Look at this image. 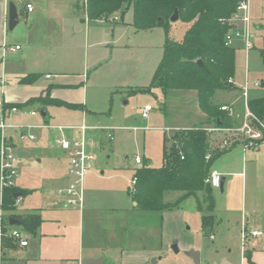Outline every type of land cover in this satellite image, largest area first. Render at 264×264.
Instances as JSON below:
<instances>
[{
  "label": "rangeland",
  "instance_id": "374dc122",
  "mask_svg": "<svg viewBox=\"0 0 264 264\" xmlns=\"http://www.w3.org/2000/svg\"><path fill=\"white\" fill-rule=\"evenodd\" d=\"M10 1L20 11L28 0ZM248 1L255 47L253 46L246 53L243 41L241 39L234 41L233 45L236 47L234 80L235 83L242 82L245 72L248 74L252 82L248 98L252 99L264 95L263 87H253V81L264 79V59L260 55V49L264 48V0ZM33 3V13H29L27 17L23 13L18 16V23L8 33L9 43L15 42L24 45L27 37L31 44L30 48L36 52L38 67L41 68V71H52L48 81L66 77L67 81L74 80L75 76V80L78 81V74H88L87 83L84 85V99L87 107L99 114L85 117L80 114L71 115L62 107H49L47 122L51 126L66 127L63 129L64 134L77 140L81 136L80 132L68 125L84 123L89 128L87 133L85 132V136L92 137L93 142L87 148L88 152L93 153L95 159L92 167L83 174L79 189L85 198V203L88 202L89 196L93 199V206L89 207L85 204L83 225L82 221L74 218V215H78L74 214L70 207L64 206L62 192L75 180V177L70 173V169L69 173L62 177H57L53 173V169L56 170L57 167L60 171H64L69 157L66 154L64 156L66 161L57 164L56 155L62 149L56 143V138L60 137L58 135H61L62 131L49 130L47 124L35 116L28 121L31 122L29 125L32 128L24 131L26 135H35V138L32 140L26 136L27 139L21 140L22 143L18 144L16 149L17 174L15 179L13 178V185L7 187L11 188L14 194L17 193L16 182L19 183L18 179H20L25 183V187L31 190V193L21 198L16 206L13 202L15 209L3 208L0 201V233L4 232L5 235H10V233H6L8 227L6 225L4 228V223L7 218L18 220L19 215L15 212L24 213L30 208L41 207L46 201L48 206L42 210L52 213L51 217L60 214L71 219V226L77 230V238L81 229L84 238L90 235L95 237L99 229L101 236L107 237L112 231L105 228L106 224L102 222L109 220L111 215L121 213L120 209L113 208L117 204H128L126 188L132 184L133 169L139 166L134 161L135 157L146 158L151 160L153 166H160L163 154V136L165 135L167 138L165 145L169 148L173 142V134L184 131L173 128L164 131V128L171 125L185 128L192 126L198 120L195 115V91L170 89L164 94L160 86H155L150 92L132 94V89L136 90V88L149 85L153 71L162 56L161 47L166 41V28L164 27L160 26L151 30H137L133 27L132 5L125 8L122 15L120 12L111 15L107 22L105 20L88 22L85 18L84 0H33ZM257 25H260V28H256ZM77 27L81 28L77 29ZM186 27L187 25L181 21L169 23L167 27L169 39L180 41ZM27 49L26 47L23 51L26 53ZM40 78L43 79L44 75ZM45 92L41 94L44 95ZM231 93L217 92V102L223 104L230 99L235 101L234 106L233 102L231 103L236 117L242 113L243 97L237 90ZM125 101L126 104H124ZM147 105L151 106L153 110L148 113L147 117H143L141 109ZM208 124V122H203L186 130H201L208 133L205 130L209 126ZM218 134L220 136L221 133ZM222 138L213 144L221 141ZM5 141L10 143L8 139ZM174 142L179 145L177 140ZM235 143L253 148L249 144V140L244 137H239ZM243 150L245 149L241 146L234 148L230 157L242 158V154L245 153ZM247 152L250 151L247 150ZM228 157V153L219 156L212 163L211 168L217 169L215 162H227ZM246 162L251 164L250 158H247ZM256 162L258 161L254 162L255 167ZM260 164L259 162L257 168H262ZM250 169L246 172V186L243 187L241 177H234L228 185L230 188L228 194L226 192L220 194L213 184L210 185L215 198V226L218 224L214 227V238L201 235L200 218L193 199L185 201L183 208L182 206L179 208V205L174 211L177 217H181L183 230L175 226L171 227L170 221H168V231L174 239L180 240L182 234L195 236L194 241L197 243V248L196 246L194 248L200 252L199 264H211L221 256L227 257L233 264H243V254L241 255V253H243V244L249 235L245 230L247 236L243 242L240 236L241 222H244L248 217L253 224L257 225L255 219L249 217V214L253 213L255 202L263 203L260 195L264 190L263 173L259 172V177H255L252 181L249 174ZM90 176H93L91 183L93 187L91 188L88 187ZM54 183H58V185L52 186ZM3 191L4 189L0 190L2 201ZM52 191H55L53 195ZM179 195L180 192H173L167 195L166 200L174 201ZM52 202L55 209L51 210L49 208H51ZM105 204L110 205L113 210L104 207ZM175 215H171V221L178 220ZM81 216L82 214L79 219ZM143 216L147 217V220L144 217L134 216V213L127 214L126 218L129 222L124 229L118 230L117 234L125 233L135 240L136 237L141 238L140 234L142 236L145 234L147 238V231H161L160 225L157 224L159 223L158 215L150 213L148 216ZM141 222L144 226L137 225ZM237 222L241 226L236 224ZM249 228L247 227V230ZM74 238L72 233L52 236L47 230V237L42 242V246L29 255L30 263L61 264L65 258L78 257L79 245L73 243ZM159 238L157 232L155 238L149 237L148 242L146 239L144 240L146 241L145 245L156 243ZM27 242L31 243L32 241L27 239ZM136 242L134 241V243ZM170 252L168 256L170 264H194L191 258L185 254L186 251L182 250L176 254Z\"/></svg>",
  "mask_w": 264,
  "mask_h": 264
},
{
  "label": "crops",
  "instance_id": "0c3cea01",
  "mask_svg": "<svg viewBox=\"0 0 264 264\" xmlns=\"http://www.w3.org/2000/svg\"><path fill=\"white\" fill-rule=\"evenodd\" d=\"M9 2L11 1L10 0H0V124L5 125V128L3 130L0 128V143L2 141V137H5V139H8L10 142L9 144L12 145L13 147L14 154L17 159L16 149L18 147V144L22 143L21 140L27 139L25 138L27 136L25 133H23L25 135L24 138H20V132H24L32 128V127H28L27 125L31 123V122H28L29 119L31 120L35 116H38L40 120L42 119L44 124H50L49 122H47V119L49 118V111H48L49 107H62L66 109V112L70 113L71 115L80 114L81 116H85V117H88V115L89 116L97 115L99 113L96 112L95 110L88 108L85 102V99H84V92H85L84 85L87 83L88 74H84V73H82L81 75L78 74V77H79L78 81L75 80L76 76L74 80L67 81L66 79L67 77H66L65 79L58 78V79H55L56 81H53L54 79H51L50 81H48V79H50V74H52V71H41V68L38 67V65L36 64V58H37V56L35 55L36 52H33L32 48H30L31 44L27 40V37L25 39L26 44L24 45H19L18 43H15V42L9 43L8 33L11 31V30H8V27H7V17H8L7 13H8V3ZM27 3L32 4L34 7L33 0L26 1L25 5ZM17 12H18V16L21 15V13H23V15L27 17L29 13L34 12V8L32 9V11H27L26 7L24 6L23 9H20V11L17 9ZM87 21L90 22L89 20ZM114 23H118V22H114ZM132 25H133V19H132ZM80 28L81 27H77V29H80ZM256 28H260V25H257ZM147 30H151V29H147ZM29 32H30V29H29ZM253 44H254V40H253ZM14 46H20V48L15 51H12L9 49L10 47H14ZM26 47L28 49H27V52L25 53L23 50ZM233 47L236 49L234 45ZM254 47H255V44H254ZM161 48H163V46ZM32 54L34 55L32 56ZM30 74L36 75L37 79L40 77H43V75H44V78L43 79L40 78L38 80L36 79L32 83L20 82L22 78ZM245 75H247L246 79L248 80V83H249V89H248V97H249V94L251 91L250 87L252 86V82L250 81L249 76L246 72H245ZM244 79H245V76L242 82L235 83L236 86L238 87V89L236 90L239 92L241 88L240 86L244 82ZM260 80L261 79L253 81L254 82L253 87H257V88L260 87ZM256 82H258L259 84L256 85L255 84ZM178 90H182V89H178ZM44 91L46 92L44 95H42L41 93H43ZM185 91L194 92L193 90H185ZM194 93L196 95V91ZM46 95L51 100L56 99V100H60L68 104L79 103L83 106V108L82 107L81 108H78V107L69 108L65 105H57L53 103H48L46 104V106H43L41 101H34V99L42 98ZM231 96H232V93H231ZM195 98H196L195 115L198 117V120L194 122L192 126L203 123V122L207 123L206 114H204L198 106L197 95ZM216 100H217V97H216ZM231 100L232 99H230L228 102H224L223 104L229 105V104H232L231 102H233V106H234L235 101H231ZM126 103L127 102L125 101L124 104ZM12 107H16L17 111L11 112ZM40 109H44L46 111L45 117L41 116L39 112ZM152 110L153 108L151 109V111ZM31 111H35L36 113L32 115L30 114ZM240 117H241V114H238L235 117V113H234L232 116V122H233L232 125H237L240 122ZM79 125H73V126H79ZM208 125L213 126L211 123H209ZM68 126H72V125H68ZM192 126L181 128L176 125H171V126H167L169 128L165 127L164 131L171 130L172 128L174 130L176 129L184 130ZM86 133H87V130H86ZM109 133L112 135L111 132ZM63 135H65L64 132H63ZM65 136L69 138L72 137L69 135H65ZM223 136L224 134L221 133L220 136L219 135L217 136L218 137L217 140L221 139ZM164 137L165 135L163 136V139ZM92 142H93V138L89 136L88 145L92 144ZM238 146H241V148L243 147V149H245L243 150L245 151V153L242 154V158H237V156L233 158L230 157V155L232 154L231 151L234 148H237ZM247 150L250 152H247ZM226 153L229 154V157L227 158V162H221V163L215 162V166L217 167V169L210 168V171H217L219 174L225 176L224 189L222 193L226 192L228 194V191L230 190L228 185L231 183L232 178L237 177V176L242 178L241 181L243 183V187L246 186V183H247L246 172H248L250 167L251 169H250L249 174H250V179L252 181L254 180L255 177L256 178L259 177V172H262L264 175V142L257 149L244 147L240 143H235V144L233 143L232 146L225 149V151L220 155V157ZM65 155L66 154L62 150H60V153L56 155L57 164L65 160L64 159ZM247 158H250L251 164L246 162ZM140 159L142 160V164L147 163L150 166H153L151 160H148L146 158L142 159L141 157ZM255 161H258L256 162L257 163L256 167L254 166ZM259 162L261 163L260 166L262 168L260 167L257 168V165ZM67 163H69V166H67ZM153 167H156V166H153ZM69 169H70V162L68 158V160L66 161V167L64 168V171H60L59 168L57 167L56 170L53 169V173H55L57 177H62L66 175L67 173H69ZM18 180H19V183H17L16 180L15 182H16V188L18 187L17 193L19 195L17 197L13 196L14 206H16V203L19 200H21V198L26 197L27 195L31 193V190L25 187V183L23 182V180L22 181L20 179ZM94 180H95V177H94ZM92 181H93V176H90L88 178L89 188L93 187V184L91 185ZM56 185H58V183H54L52 186L55 187ZM130 187L131 185L127 186L126 188V194L129 200L128 204L124 205V204L119 203L117 204V206L113 207L115 209L116 208L120 209L121 213L117 215H111L109 220H105L102 222L106 224L105 228L109 229V231H112V233H110V235H108L107 237L101 236V234L99 233L101 230L99 229L95 237H92L90 235L87 238H84V234L82 233V229H81L79 237L77 238L76 237L77 230L71 226V219H68L67 216H63L60 214L56 215V217H51L52 213H48L46 210H42L43 208H46L48 206V202L46 201L43 202V205L41 207L30 208L29 210H26L24 213L15 212L16 214L19 215V219L18 220L15 219L17 223L10 224L9 221L10 219H13V218H7L6 222L4 223L5 224L4 228H6V225L8 228H7V232H6V229L4 231L7 234H9L11 230H18L22 232L24 235H27V239L31 240L32 242L27 243V245L25 246H20L18 242L14 240L10 235H5L3 232V235L0 238V264H31L29 255L39 250L38 249L39 246H42V242L47 237V230L48 232H50V234H52V236H57L58 234H63V233L68 235L69 233H72L75 237L73 243L79 245L78 257L65 258L62 260L61 264H83L84 260L86 259H104L105 260L104 264H170V258L168 256L171 253L170 251L173 252L171 248L173 244L176 243V248L178 249V252L182 250L188 251L190 249L195 250L197 248L196 246L197 243L194 241L195 239L194 235L192 236L190 234L191 236H189L188 234H182L181 239L177 240V239H174V237L169 233L168 227H167L168 221H170L171 227L175 226L176 228L178 227L180 230H183V223H182L181 217H177V215H175L176 212H174L176 211V208L173 210H163L160 212L140 210L139 208H137L136 202L133 201L129 196L128 191ZM213 187H216L219 190L218 184L216 185L213 184ZM54 193L55 191H52V195ZM62 195H63V192H62ZM260 196L263 199V203L261 204V203L255 202L253 204L255 209L253 210L252 214L251 213L249 214V217H252L255 219L257 225L253 224L252 221L248 219V217L245 218L244 222H241V224H244L245 230L247 232H250L253 230H257L261 232V234L256 237L249 235L247 238V241L244 242L243 244L244 246L242 249L243 253H241V255L243 254V264H264V190H262V193ZM106 197L108 198V196ZM187 201H189V199H187L186 202ZM214 201H215V198H214ZM63 203H64V206L68 208L70 207L73 213L78 215V216L74 215V218L82 221V225H83V212H84L85 204L88 205L89 207H92L93 199L89 196L88 202L85 203V198H83L82 196V202L72 206V205L66 204L65 197H64ZM185 203L183 202V204H180L179 208H181V206L183 208ZM52 204L54 203L52 202L51 208H49L51 210L55 209L54 208L55 206ZM104 207H107V209L113 210V208H111L110 205L105 204ZM131 213H134V216L144 217L145 220H147V217L143 215L148 216L150 213L152 215H158L159 223L157 224L160 225V229H161V231H157L160 237L159 241H156V243H151L148 246L145 245L146 244L145 242L149 241V237H154V238L156 237L157 232L154 230L152 232L147 231V234H148L147 238L145 234L143 236L142 234H140L141 238L136 237L135 240L130 235H127L125 233L117 234L118 230L124 229L125 226L128 224L129 221L126 218V215L131 214ZM197 213L200 218V227H201V216L198 211ZM80 214H82L81 219H79ZM215 214L216 213H215V206H214V216H216ZM171 215H175L178 220L171 221L172 219ZM32 216H37L39 218V222L37 224L31 227H28L22 223V220H25L26 218H29ZM138 224L140 226L143 225L142 222L137 223V225ZM236 224L241 226L239 222H237ZM247 227L248 228L250 227L249 230H247ZM214 232H215V228L213 230V233H211L208 237L214 238ZM240 234H241V227H240ZM201 235L205 237V235L202 232V228H201ZM145 239L146 241H144ZM134 241H137V242L134 243ZM67 242H68V239H67ZM85 246H88L89 248ZM195 246L196 248H194ZM154 258L156 260L153 262L152 260ZM32 261L34 262V260ZM211 264H233V263L227 257L221 256L220 259L216 260L215 262Z\"/></svg>",
  "mask_w": 264,
  "mask_h": 264
},
{
  "label": "trees",
  "instance_id": "16d2710c",
  "mask_svg": "<svg viewBox=\"0 0 264 264\" xmlns=\"http://www.w3.org/2000/svg\"><path fill=\"white\" fill-rule=\"evenodd\" d=\"M241 0H84V11L89 21L105 20L132 5L133 26L138 30L155 27L166 28V41L162 48L161 59L156 66L149 85L131 90L132 93L150 92L160 86L165 94L170 89L196 91L197 103L206 114L207 122L228 127L233 124L228 112L220 109L216 100L219 91L231 93L238 87L229 82L235 75L236 49L224 43L229 29L227 22ZM177 9L179 20L186 24L183 38L171 41L167 27L169 17ZM122 17V16H121ZM264 59V48L260 49ZM201 60V65L197 63ZM36 75H28L20 80L32 83ZM264 88V79L260 80ZM43 106L48 103L65 105L69 108H83L79 103L68 104L51 100L48 96L38 98ZM250 110L259 118H264V95L248 101ZM219 134L205 131L186 130L174 133L173 142L166 147L163 139L162 163L158 167L147 163L134 169L135 183L129 188L130 198L137 208L145 211H163L177 208L187 199H194L201 216V228L209 236L215 227L214 196L210 185L204 182L212 163L225 150L213 148ZM212 137V138H211ZM174 140L178 141L176 145ZM210 154L208 160L205 156ZM181 155L183 158H181ZM180 192L174 201L166 200L167 195ZM14 192L11 188L3 191L2 207L13 208ZM39 222L37 216L22 220L28 227ZM248 256V255H247ZM248 258V257H247ZM249 259V258H248Z\"/></svg>",
  "mask_w": 264,
  "mask_h": 264
},
{
  "label": "built area",
  "instance_id": "2783aa9c",
  "mask_svg": "<svg viewBox=\"0 0 264 264\" xmlns=\"http://www.w3.org/2000/svg\"><path fill=\"white\" fill-rule=\"evenodd\" d=\"M27 11H32L33 5L27 3L25 5ZM221 22H227L229 25V29L224 36V43L227 46H232L236 39H241L243 41L244 49L246 53L251 50L254 46L253 44V31L251 25V17H250V4L248 0H241L236 8L234 13L226 19H222ZM20 46L10 47L9 49L15 51L19 49ZM247 75H245L244 82L240 86L241 96L243 97V110L240 117V122L237 125H231L228 127H223L219 125L208 126L205 130L208 133H223L224 136L221 141L213 144L214 149L225 150L233 145V143L239 139V137H244L249 140V144L257 149L264 142V118L257 117L251 110L248 105V89L249 83L246 79ZM229 82L235 84L233 78L229 79ZM256 85L259 83L256 82ZM236 85V84H235ZM151 106H146L141 110V115L143 117H147L148 113L151 111ZM222 111L228 112V115L233 116L234 110L232 104H222L220 106ZM16 107L11 108V112H16ZM35 111H31L30 114H35ZM28 127H32L27 125ZM27 127V128H28ZM49 130L54 131L59 130L62 131L60 137L56 138V143L60 146L62 151L67 154L70 162V173L75 177V180L65 188L63 191V196L65 197L66 204L68 205H76L82 202V193L79 189L81 185V179L86 170L92 167L95 156L88 152V138L85 136L86 130L89 128L81 124L79 126H71V128H75L81 134L79 140L72 139L63 135V127L61 125L55 127L47 124ZM0 128L3 130L5 125L0 124ZM24 132H20V138H24ZM30 139H34L35 136L32 134L27 135ZM5 137H2V141L0 143V190L5 189L9 186L13 185V178L15 179L17 174V159L14 154V150L12 145L5 141ZM181 158L183 156L181 155ZM210 158V154L205 156V159L208 160ZM135 163L139 166H142V160L140 157H135ZM220 174L217 171H210L209 174L205 177L204 182L208 185L218 184ZM136 179L132 178V184L135 183ZM0 201L2 202L1 198ZM1 231V229H0ZM261 232L257 230H253L248 232V235L256 237L260 235ZM3 233H0V238ZM10 236L18 242L20 246L27 245V237L18 231L12 230L10 232ZM241 239L244 242L247 233L245 231V226L242 224L241 228Z\"/></svg>",
  "mask_w": 264,
  "mask_h": 264
},
{
  "label": "water",
  "instance_id": "95a60500",
  "mask_svg": "<svg viewBox=\"0 0 264 264\" xmlns=\"http://www.w3.org/2000/svg\"><path fill=\"white\" fill-rule=\"evenodd\" d=\"M7 27L8 30H12L16 24L18 23V12L17 8L14 5V3L9 2L8 3V13H7ZM179 20V13L177 9L174 10V12L171 14L169 17L170 22H176ZM197 63L201 65V60H198ZM40 114L41 116L45 117L46 116V111L44 109H40ZM224 181H225V176L220 175L219 181H218V188L219 192L222 193L224 189ZM19 194L16 193L14 194L15 197H17ZM10 224L12 223H17L15 219H10ZM172 250L176 254L178 253V249L176 248V243L172 245ZM185 254L191 258V260L194 262V264H199L200 263V253L194 249H190L185 252ZM156 259L154 258L152 261L154 262ZM105 260L104 259H86L84 260L83 264H104Z\"/></svg>",
  "mask_w": 264,
  "mask_h": 264
}]
</instances>
